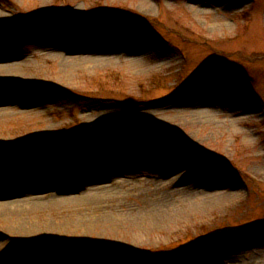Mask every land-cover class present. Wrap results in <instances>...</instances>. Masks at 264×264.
Wrapping results in <instances>:
<instances>
[{"label": "rangeland", "instance_id": "1", "mask_svg": "<svg viewBox=\"0 0 264 264\" xmlns=\"http://www.w3.org/2000/svg\"><path fill=\"white\" fill-rule=\"evenodd\" d=\"M0 68V264H264V0H0Z\"/></svg>", "mask_w": 264, "mask_h": 264}, {"label": "bare ground", "instance_id": "2", "mask_svg": "<svg viewBox=\"0 0 264 264\" xmlns=\"http://www.w3.org/2000/svg\"><path fill=\"white\" fill-rule=\"evenodd\" d=\"M76 58L73 57V58H69L67 57L65 60H62L63 62H67V63H75L76 62ZM10 76V69L9 68H6V69H3V68H0V78H5V77H8ZM97 181H99V179H85L84 181H80L78 183H74V185H70L69 187H67L65 190L69 191V190H72V189H76L77 187H90V186H93L92 189L93 191H99L101 189L104 188V186L102 187H94V186H99L97 185L96 183H98ZM19 185V184H18ZM49 187V186H48ZM46 188V187H44ZM19 190H27V191H30L34 198L36 199L35 203H38L40 206H42V204L44 205V201H42V198L38 195H34V194H38V192H41L43 190V187H35L34 188V185H24V186H17V188L14 190V192H12V194H16L17 191ZM62 190H59L56 195H53L52 197V201L54 202H70V201H73L74 199V196L71 198L69 196H65L63 195V193L60 195V192ZM50 197V195H48ZM70 198V199H69ZM217 198V197H215ZM208 200V199H207ZM23 202H21V200H12V201H9L7 203V205L5 207H1L2 209V212L3 213H6V214H9V213H15L16 211L19 212V210L21 209V205H22ZM208 203H211L213 204V201L212 199L210 198V200H208ZM216 204V203H215ZM21 211V210H20ZM15 228L16 230L18 231L17 233H24L25 235H28V236H31V234H36V233H41L38 229V227L34 226V225H31V224H26L25 222L21 221L19 223H17V225H15ZM38 228V229H37ZM13 236V235H12ZM0 246H1V242H0Z\"/></svg>", "mask_w": 264, "mask_h": 264}]
</instances>
